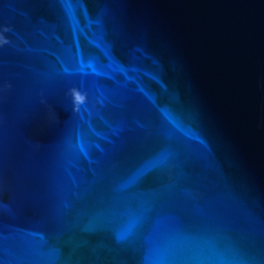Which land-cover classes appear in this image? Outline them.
Returning <instances> with one entry per match:
<instances>
[{
	"label": "water",
	"instance_id": "95a60500",
	"mask_svg": "<svg viewBox=\"0 0 264 264\" xmlns=\"http://www.w3.org/2000/svg\"><path fill=\"white\" fill-rule=\"evenodd\" d=\"M0 264H264V0H0Z\"/></svg>",
	"mask_w": 264,
	"mask_h": 264
},
{
	"label": "clouds",
	"instance_id": "9594fccd",
	"mask_svg": "<svg viewBox=\"0 0 264 264\" xmlns=\"http://www.w3.org/2000/svg\"><path fill=\"white\" fill-rule=\"evenodd\" d=\"M75 95L80 96V93H79V92H76ZM82 102H83V101H82Z\"/></svg>",
	"mask_w": 264,
	"mask_h": 264
}]
</instances>
